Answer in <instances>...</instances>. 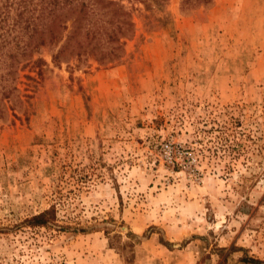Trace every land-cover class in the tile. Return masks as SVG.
I'll return each mask as SVG.
<instances>
[{
  "label": "rangeland",
  "instance_id": "1",
  "mask_svg": "<svg viewBox=\"0 0 264 264\" xmlns=\"http://www.w3.org/2000/svg\"><path fill=\"white\" fill-rule=\"evenodd\" d=\"M121 4L118 59L18 71L0 264H264V0Z\"/></svg>",
  "mask_w": 264,
  "mask_h": 264
},
{
  "label": "trees",
  "instance_id": "2",
  "mask_svg": "<svg viewBox=\"0 0 264 264\" xmlns=\"http://www.w3.org/2000/svg\"><path fill=\"white\" fill-rule=\"evenodd\" d=\"M199 1L209 0H183ZM131 30L121 0H0V118L12 103L21 102L18 71L42 61L33 59L41 47L53 50V61L92 56L107 64L120 57L121 39ZM26 220L32 227H45L54 222V210L49 207Z\"/></svg>",
  "mask_w": 264,
  "mask_h": 264
}]
</instances>
